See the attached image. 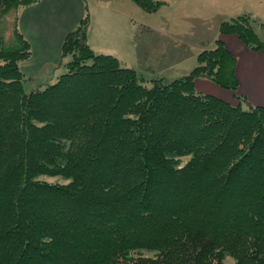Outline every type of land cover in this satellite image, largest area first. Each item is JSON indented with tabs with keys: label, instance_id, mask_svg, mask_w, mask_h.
Wrapping results in <instances>:
<instances>
[{
	"label": "trees",
	"instance_id": "1",
	"mask_svg": "<svg viewBox=\"0 0 264 264\" xmlns=\"http://www.w3.org/2000/svg\"><path fill=\"white\" fill-rule=\"evenodd\" d=\"M39 1L0 0V264H264V106L195 90H237L224 41L189 75L146 81L94 53L86 12L64 36L66 72L26 94L17 12ZM254 22L219 32L264 51Z\"/></svg>",
	"mask_w": 264,
	"mask_h": 264
},
{
	"label": "rangeland",
	"instance_id": "2",
	"mask_svg": "<svg viewBox=\"0 0 264 264\" xmlns=\"http://www.w3.org/2000/svg\"><path fill=\"white\" fill-rule=\"evenodd\" d=\"M114 1L63 0L56 1V3L52 1L54 3L50 8L53 10L52 13H56L63 31L71 23L70 17L74 16L75 21L70 26L69 31L78 25L79 20L87 12L90 18L89 31L91 30L93 36V42L88 45L94 53L115 54L118 57H114H120L122 66L134 68L138 75L146 81L161 78L167 84L189 75L196 67L197 53L216 47L215 41L221 37L217 26H220L219 24L222 22H230L232 18L247 15L250 19L255 20L253 23L254 31L258 39L264 44V0H156L163 2V4L158 10L151 13L143 11L132 0L113 3ZM21 10L19 9L17 14ZM115 12H120L125 18V22L120 27L123 35L121 39L116 34L110 33L107 28V22L113 20V13ZM119 18L116 16L115 20L118 21ZM49 20L54 21L52 17H49ZM112 20L110 26L113 27L111 29L114 31L115 26L116 31H118L117 23H112ZM240 20L242 23L245 22L242 18ZM127 30H135L136 33L127 36V39L123 40L121 48L118 49L116 44H120V40L124 39ZM230 38L234 39L227 38L224 45L240 61L241 84L238 81L237 90L222 89L212 81L202 78L196 79L195 90L200 94L223 97L233 105L240 103L243 110L255 106H264V75L256 77L259 84H250L247 73H245L249 57L245 56L247 53L240 50V46L243 44L238 38L235 36ZM234 40L240 42V45L235 46ZM129 42L134 44L135 50L137 48V54L134 53ZM128 45L131 50L126 54ZM244 48L247 52H251L246 47ZM188 50L190 53L187 52ZM179 51L185 53L184 58L179 56ZM32 56H34V63L42 60L38 50L33 51ZM69 60L70 57L59 58L57 64L50 68V74L41 75L44 76V79H50L51 75L53 76L55 73V77H59L66 72L64 66ZM36 80L24 81L23 87L26 94L38 88L43 89L56 81L34 84ZM146 85L149 86L148 83ZM183 161L185 163L187 158ZM45 180L63 182L50 178ZM139 254L152 255L145 251L139 252ZM225 264H234V261L227 257Z\"/></svg>",
	"mask_w": 264,
	"mask_h": 264
},
{
	"label": "crops",
	"instance_id": "3",
	"mask_svg": "<svg viewBox=\"0 0 264 264\" xmlns=\"http://www.w3.org/2000/svg\"><path fill=\"white\" fill-rule=\"evenodd\" d=\"M52 1H54L56 3V1H63V0H40L35 5H32V6L27 7V8H23L18 14L19 30L23 34V36L29 41V43L31 45L32 55H33V51L38 50V51H40L41 56H42V60H40L38 63H34L33 62L34 56L31 55L30 59L21 63V66H20L21 71L24 74L27 81L28 80L33 81L34 79H37L34 84H44L46 82H51L52 80H56L58 78V77H55L56 73L53 76L51 75L50 79H44L43 75L50 74V72H49L50 68H52V66H55L57 64V61L60 58V50H61V46H62L64 36L66 35V33L69 32L70 26H72L73 22L75 21L74 16L70 17L69 20L71 21V23L69 25H67L65 28V31H63L60 27V22L57 20L56 13L55 12H54L55 14L52 13L53 10H51V8H50L52 3H54ZM121 1H126V0H115L113 3H118ZM114 8L119 9L118 7H114ZM28 9H30V10L28 11ZM31 9H33V11H31ZM119 10H121V9H119ZM27 11H28V13L26 16ZM51 13H52V15H50ZM113 14H114V16L112 17L113 20L111 19L112 23L116 22L117 23L116 25H118L119 30L116 31L115 26H114V28H115L114 31L111 29V27H113V26H110L111 20L107 22V28L109 29L110 33H112L114 35L116 34L117 37H119L121 39L123 37V35H122L121 30H120V27L125 22V18L123 15H121L120 12H115ZM116 16L120 17L118 21L115 20ZM49 17H52V19H54V21L51 22L49 20ZM89 20H90V18H89ZM89 25H90V21H89ZM218 27L219 26H217V28ZM133 33H136L135 30H131V31L127 30V34L124 37V39L120 40V44L119 43L116 44L118 49L121 48L123 40L125 41V38L127 39V36L129 37ZM230 37H233V36H228V37L225 36L224 37L223 35H221V37H218V39L215 42H217L220 39H222L223 41H225L227 38L234 39V38H230ZM92 42H93V36L91 34V30L89 31V27H88L87 43L91 44ZM129 43H130L131 48L134 51V53L137 54V48L135 50L134 44H132L131 42H129ZM234 43L236 44L235 46L240 45L239 44L240 42L235 41ZM240 47H241L240 48L241 51H243L244 53H247V54H245V56L249 57V60L246 63V67H245V73H247L248 81L250 80V84H259L258 81L256 80V77L258 75H264V51L247 52V50L244 48L245 47L244 45L243 46L241 45ZM129 50H131V49H130V46L128 45V50H126V54H128ZM229 51L232 52L231 50H229ZM187 52H189V50ZM199 53L200 52L197 53V56ZM107 54L111 55V56L112 55L116 56L115 54H111V53H107ZM232 54H233V52H232ZM179 56H182L184 58L185 53L180 52ZM197 56H196V60H197ZM116 57H118V56H116ZM236 58H237L236 75H237L238 81L241 84V80H240V76H239L240 61L238 60V57H236ZM117 59L119 60L120 57ZM131 69H133L135 71L134 68L131 67ZM136 73H137V71H136ZM41 74H43V75H41ZM209 95H211V94H209ZM216 97H218L222 100H225L223 97H219V96H216ZM225 101H227V100H225ZM227 102H229V101H227Z\"/></svg>",
	"mask_w": 264,
	"mask_h": 264
}]
</instances>
